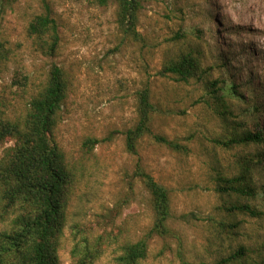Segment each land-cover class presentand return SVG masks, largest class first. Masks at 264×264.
I'll return each mask as SVG.
<instances>
[{
	"label": "rangeland",
	"instance_id": "1",
	"mask_svg": "<svg viewBox=\"0 0 264 264\" xmlns=\"http://www.w3.org/2000/svg\"><path fill=\"white\" fill-rule=\"evenodd\" d=\"M142 1L138 30L144 41L131 42L119 29L115 2L51 0L61 35L54 56L44 54L28 32L38 0H18L1 10L0 38L9 41L12 54L0 74V117L23 118L53 64L71 79L58 135L77 176L61 264H76L73 249L82 236L107 239L97 264H111L127 240L152 228L150 196L137 175L140 165L168 187L172 207L171 233L153 236L143 264L208 262L240 245L264 253V191L228 198L214 189V168H234L247 148L222 149L211 142L221 123L197 102L206 94L204 85L161 75L169 59L195 51L205 64L221 66L210 78L236 83L250 112L256 114L258 104L264 127V0ZM145 86L157 106L154 133L188 145L189 151L151 135L140 140L137 153L127 150L125 133L136 123L137 94ZM237 102L235 112L247 116L246 102ZM250 112L247 117L254 116ZM88 137L105 139L92 154L83 148ZM12 143L0 144V157ZM238 205L248 207H233ZM9 223L0 220V231Z\"/></svg>",
	"mask_w": 264,
	"mask_h": 264
},
{
	"label": "trees",
	"instance_id": "2",
	"mask_svg": "<svg viewBox=\"0 0 264 264\" xmlns=\"http://www.w3.org/2000/svg\"><path fill=\"white\" fill-rule=\"evenodd\" d=\"M17 1L1 0L0 18L1 10L13 7ZM96 1L101 5L115 2L117 23L124 38L131 42L144 41L138 30L142 0ZM38 5L39 12L30 21L28 32L44 54L54 56L61 43L60 24L51 0H38ZM11 54L9 41L0 38V74ZM217 68L221 66L207 65L195 51H187L169 59L161 75L181 84L196 81L204 85L206 94L197 102H203L221 123L220 132L211 137V142L222 149L247 148L234 168L228 171L214 168L215 191L228 198L256 197L260 190L264 191V127L258 117L260 110L256 104V114L250 112L248 101L236 83L228 85L220 77L211 79ZM70 88L67 70L53 64L45 84L29 102L26 115L23 118L0 117V144L13 142L0 157V220H10L0 231V264H61L59 250L66 226L67 205L77 176L58 135ZM137 95V120L125 133L127 150L137 153L140 140L151 135L172 149L189 151L188 145L154 133L157 106L151 88L145 86ZM235 100L237 103L245 101L244 112L254 116H239L233 108ZM104 140L88 137L83 148L92 154ZM137 175L149 193L154 224L139 239L127 240L111 264H143L149 256L153 236L171 233L170 190L142 165ZM233 207L242 211L248 206ZM108 243L103 236L93 240L86 236L77 239L73 249L76 264H97ZM182 264H264V253H254L240 245L213 261L184 260Z\"/></svg>",
	"mask_w": 264,
	"mask_h": 264
}]
</instances>
